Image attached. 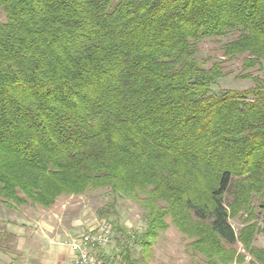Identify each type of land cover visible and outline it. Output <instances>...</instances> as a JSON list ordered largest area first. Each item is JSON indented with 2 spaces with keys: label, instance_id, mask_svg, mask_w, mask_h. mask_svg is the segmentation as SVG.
<instances>
[{
  "label": "trees",
  "instance_id": "16d2710c",
  "mask_svg": "<svg viewBox=\"0 0 264 264\" xmlns=\"http://www.w3.org/2000/svg\"><path fill=\"white\" fill-rule=\"evenodd\" d=\"M230 34L253 84L216 93L197 45ZM263 66L264 0H0V201L108 191L143 211L142 263L171 223L202 264H264Z\"/></svg>",
  "mask_w": 264,
  "mask_h": 264
},
{
  "label": "rangeland",
  "instance_id": "374dc122",
  "mask_svg": "<svg viewBox=\"0 0 264 264\" xmlns=\"http://www.w3.org/2000/svg\"><path fill=\"white\" fill-rule=\"evenodd\" d=\"M234 36L230 34L222 38H207L197 45L196 57L205 67H210L214 62H222L225 75L212 86V90L216 93L226 89L242 91L253 84L249 78L243 77L245 72L242 71L241 56L226 60L222 55V45ZM249 72L264 77V66L261 71L254 68ZM11 213L20 220L26 221L28 217L34 216L36 225L37 222L45 220L53 237L64 236L66 233H84L97 223L107 224L111 229V240L107 245L96 250L106 264H202L200 256L188 246L191 240L171 223L157 237L152 247V256L146 263H142L138 238L146 226L143 211L131 200L124 197L114 198L108 191L62 195L49 208L19 206L14 207ZM167 221L170 222L169 219ZM229 222L236 233L243 225L238 218H230ZM252 244L255 248L264 251V232L256 234ZM231 247L240 255V259L231 264H262L245 250L240 242ZM127 254L129 260L125 259Z\"/></svg>",
  "mask_w": 264,
  "mask_h": 264
},
{
  "label": "crops",
  "instance_id": "0c3cea01",
  "mask_svg": "<svg viewBox=\"0 0 264 264\" xmlns=\"http://www.w3.org/2000/svg\"><path fill=\"white\" fill-rule=\"evenodd\" d=\"M11 210L0 202V264H71L72 254L63 244L70 233L53 237L45 220L36 225L34 216L20 220Z\"/></svg>",
  "mask_w": 264,
  "mask_h": 264
},
{
  "label": "built area",
  "instance_id": "2783aa9c",
  "mask_svg": "<svg viewBox=\"0 0 264 264\" xmlns=\"http://www.w3.org/2000/svg\"><path fill=\"white\" fill-rule=\"evenodd\" d=\"M111 240V229L105 223H97L84 233L66 236L63 244L71 254V264H106L96 250L104 247Z\"/></svg>",
  "mask_w": 264,
  "mask_h": 264
}]
</instances>
